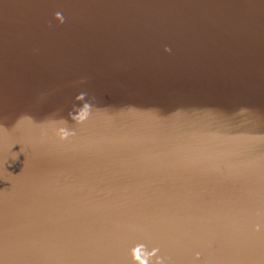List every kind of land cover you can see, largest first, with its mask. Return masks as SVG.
I'll return each mask as SVG.
<instances>
[{
	"label": "water",
	"instance_id": "95a60500",
	"mask_svg": "<svg viewBox=\"0 0 264 264\" xmlns=\"http://www.w3.org/2000/svg\"><path fill=\"white\" fill-rule=\"evenodd\" d=\"M138 248L264 264V0H0V264Z\"/></svg>",
	"mask_w": 264,
	"mask_h": 264
},
{
	"label": "clouds",
	"instance_id": "9594fccd",
	"mask_svg": "<svg viewBox=\"0 0 264 264\" xmlns=\"http://www.w3.org/2000/svg\"><path fill=\"white\" fill-rule=\"evenodd\" d=\"M61 138L63 139L64 137H61ZM135 258L137 260H140V264H147L146 260H141L139 248L135 250Z\"/></svg>",
	"mask_w": 264,
	"mask_h": 264
}]
</instances>
